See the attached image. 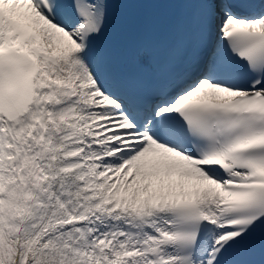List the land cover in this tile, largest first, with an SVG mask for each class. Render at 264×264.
I'll list each match as a JSON object with an SVG mask.
<instances>
[{
  "label": "snow or ice",
  "instance_id": "obj_1",
  "mask_svg": "<svg viewBox=\"0 0 264 264\" xmlns=\"http://www.w3.org/2000/svg\"><path fill=\"white\" fill-rule=\"evenodd\" d=\"M120 0H0V264H264V0L104 45Z\"/></svg>",
  "mask_w": 264,
  "mask_h": 264
}]
</instances>
